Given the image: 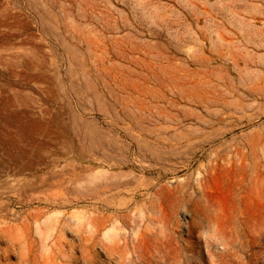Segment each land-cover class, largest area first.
Returning a JSON list of instances; mask_svg holds the SVG:
<instances>
[{"label": "rangeland", "instance_id": "obj_1", "mask_svg": "<svg viewBox=\"0 0 264 264\" xmlns=\"http://www.w3.org/2000/svg\"><path fill=\"white\" fill-rule=\"evenodd\" d=\"M0 264H264V0H0Z\"/></svg>", "mask_w": 264, "mask_h": 264}, {"label": "bare ground", "instance_id": "obj_2", "mask_svg": "<svg viewBox=\"0 0 264 264\" xmlns=\"http://www.w3.org/2000/svg\"><path fill=\"white\" fill-rule=\"evenodd\" d=\"M182 137H183V136H180V137H178V139L180 140Z\"/></svg>", "mask_w": 264, "mask_h": 264}]
</instances>
